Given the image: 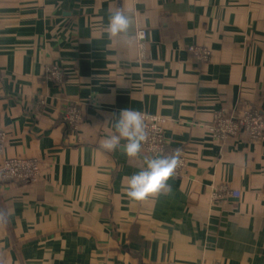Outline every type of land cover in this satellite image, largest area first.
I'll list each match as a JSON object with an SVG mask.
<instances>
[{
  "label": "crops",
  "instance_id": "1",
  "mask_svg": "<svg viewBox=\"0 0 264 264\" xmlns=\"http://www.w3.org/2000/svg\"><path fill=\"white\" fill-rule=\"evenodd\" d=\"M117 7L135 11L132 43L107 37ZM70 103L82 115L65 132ZM242 104L264 115V0H0V160L43 163L37 180H0V264H264V140L210 129ZM125 108L166 117L163 156L185 159L170 194L125 195L154 156L100 147ZM219 184L241 196L214 199Z\"/></svg>",
  "mask_w": 264,
  "mask_h": 264
},
{
  "label": "built area",
  "instance_id": "2",
  "mask_svg": "<svg viewBox=\"0 0 264 264\" xmlns=\"http://www.w3.org/2000/svg\"><path fill=\"white\" fill-rule=\"evenodd\" d=\"M136 41L138 46L137 62L140 64L149 58V44L147 29L145 27H139L137 29ZM188 51L201 62H205L210 57V51L200 46L191 45ZM47 75L60 84L64 83L65 73L58 65L48 66ZM44 104L45 98L41 97L37 104V109H42ZM141 113L144 116L147 131V140L143 144L142 151L154 156L164 155L168 145L164 129L166 117L161 114H152L146 111ZM81 115V108L76 103H70L63 112L65 122L67 121L72 128L80 122ZM210 129L220 138L245 132L254 140H264V115L257 108L242 104L234 112H225L224 110L215 112ZM3 142L4 133L0 130V154L2 153ZM184 164L185 159L181 157L180 165L175 170L176 175H179ZM42 167L43 163L38 158L3 157L0 160V180L14 183L31 182L42 176ZM212 195L214 199L225 196L240 197L241 192L238 189L231 188L227 184H219L213 187ZM262 196L264 197V187Z\"/></svg>",
  "mask_w": 264,
  "mask_h": 264
},
{
  "label": "clouds",
  "instance_id": "3",
  "mask_svg": "<svg viewBox=\"0 0 264 264\" xmlns=\"http://www.w3.org/2000/svg\"><path fill=\"white\" fill-rule=\"evenodd\" d=\"M136 29L134 9L117 7L110 9L106 34L110 41L132 43L133 30ZM115 133L108 136L100 147L108 152L123 148L129 158L141 155L143 144L147 140L146 123L141 112L125 108L114 123ZM121 140L126 141L121 145ZM146 167L134 172L128 178L124 193L130 201L142 202L151 197L171 193L169 180L180 165L179 155L144 157Z\"/></svg>",
  "mask_w": 264,
  "mask_h": 264
},
{
  "label": "trees",
  "instance_id": "4",
  "mask_svg": "<svg viewBox=\"0 0 264 264\" xmlns=\"http://www.w3.org/2000/svg\"><path fill=\"white\" fill-rule=\"evenodd\" d=\"M63 122L65 123V120H64V116H63ZM64 131L65 132H67V131H69V132H71V127L69 126V124L67 123V121H66V123H65V125H64ZM167 151V150H166Z\"/></svg>",
  "mask_w": 264,
  "mask_h": 264
},
{
  "label": "rangeland",
  "instance_id": "5",
  "mask_svg": "<svg viewBox=\"0 0 264 264\" xmlns=\"http://www.w3.org/2000/svg\"><path fill=\"white\" fill-rule=\"evenodd\" d=\"M191 46V45H190ZM189 46V47H190ZM195 46H200V47H203V45H200V44H195ZM203 48H206L207 50H209L210 51V55H211V50L210 49H208L207 47H203ZM207 61V60H206ZM205 61V62H206ZM201 62V61H200ZM82 112V111H81ZM69 126H71L70 124H69Z\"/></svg>",
  "mask_w": 264,
  "mask_h": 264
},
{
  "label": "water",
  "instance_id": "6",
  "mask_svg": "<svg viewBox=\"0 0 264 264\" xmlns=\"http://www.w3.org/2000/svg\"><path fill=\"white\" fill-rule=\"evenodd\" d=\"M68 219L70 220V218L68 217Z\"/></svg>",
  "mask_w": 264,
  "mask_h": 264
}]
</instances>
